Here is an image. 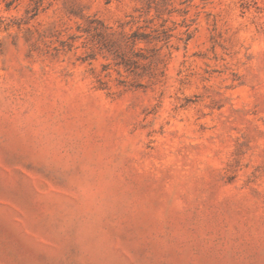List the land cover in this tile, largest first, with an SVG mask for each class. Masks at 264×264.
Returning a JSON list of instances; mask_svg holds the SVG:
<instances>
[{
    "label": "rangeland",
    "instance_id": "obj_1",
    "mask_svg": "<svg viewBox=\"0 0 264 264\" xmlns=\"http://www.w3.org/2000/svg\"><path fill=\"white\" fill-rule=\"evenodd\" d=\"M30 9L0 0V264H264V0ZM91 19L167 30L153 74Z\"/></svg>",
    "mask_w": 264,
    "mask_h": 264
},
{
    "label": "trees",
    "instance_id": "obj_2",
    "mask_svg": "<svg viewBox=\"0 0 264 264\" xmlns=\"http://www.w3.org/2000/svg\"><path fill=\"white\" fill-rule=\"evenodd\" d=\"M7 8L15 5L19 0H2ZM31 1V14L33 17L37 14L38 8L42 0ZM109 1V0H107ZM28 12V11H27ZM96 22L100 29L97 27H90L85 29L87 32H92L91 36L96 37L95 44L104 49L110 54L117 66H120L124 71L131 73L135 76H151L156 64V57L160 47L157 43H167L170 37L165 29H151L149 32L141 31L139 29L133 30L130 33H120V36H115V32L110 30V27L104 25L98 19H91L90 21ZM139 43L145 44V47H138Z\"/></svg>",
    "mask_w": 264,
    "mask_h": 264
}]
</instances>
